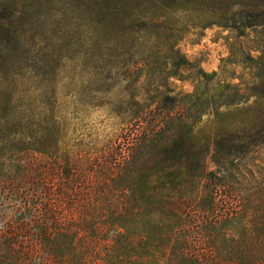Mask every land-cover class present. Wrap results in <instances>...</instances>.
Wrapping results in <instances>:
<instances>
[{"label":"trees","instance_id":"obj_1","mask_svg":"<svg viewBox=\"0 0 264 264\" xmlns=\"http://www.w3.org/2000/svg\"><path fill=\"white\" fill-rule=\"evenodd\" d=\"M122 2L131 9L127 17L138 20L135 47L160 42L144 60L146 68L160 64L159 74L151 69L148 77L158 84L151 90L142 83L135 95L120 159L111 157L112 168L93 173L88 159L61 155L54 133L35 138L25 127L1 126L0 111V157L39 153L52 161L48 169L36 170L33 162L24 169L42 188L37 185L28 219L19 224L28 240L0 243V264H161L158 246L172 238L169 259L177 264H264V166L254 164L264 147V0ZM12 18L0 15V34ZM191 26L255 33L261 55L244 62L254 81H215L216 74L201 72L205 80L194 93L172 95L169 79L189 65L178 45ZM209 158L216 171H208ZM6 171L0 169V178ZM115 194L118 200H110ZM201 238L209 258L192 249Z\"/></svg>","mask_w":264,"mask_h":264},{"label":"rangeland","instance_id":"obj_2","mask_svg":"<svg viewBox=\"0 0 264 264\" xmlns=\"http://www.w3.org/2000/svg\"><path fill=\"white\" fill-rule=\"evenodd\" d=\"M2 4L0 15L13 18L6 31L10 36L5 39L7 33L0 34V111L5 113L1 126L25 127L35 138L43 131L52 132L61 155L71 152L88 159L92 173L112 168L111 157L120 159L122 153L125 118L134 110L135 95L142 83L151 90L158 84H149L148 77L151 69L159 74L160 64L146 68L144 60L155 50L151 46L160 42L153 39L148 47H135L131 35L138 20L127 17L131 9L122 0H4ZM178 49L189 65L169 79L172 95L194 93L204 83L201 72L216 74L215 81L253 82L255 73L244 62L261 55L255 33L239 37L236 31L218 26L189 27ZM3 153L0 169L7 168V173L0 178V243L19 242L23 236L28 240L29 233L22 232L19 224L28 219L29 198L42 185L24 169L30 162L36 170L48 169L52 161L39 153ZM256 157L254 164L264 166V147ZM207 168L217 170L211 158ZM111 173L107 178L112 179ZM118 198L115 194L110 200ZM84 211H76L74 217L80 220ZM63 213L68 218L69 213ZM171 240L164 248L158 246L161 264L178 262L169 259L175 244ZM191 246L211 257L202 238Z\"/></svg>","mask_w":264,"mask_h":264}]
</instances>
